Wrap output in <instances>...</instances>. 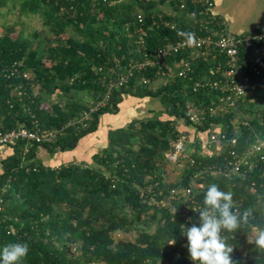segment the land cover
<instances>
[{
    "label": "trees",
    "instance_id": "1",
    "mask_svg": "<svg viewBox=\"0 0 264 264\" xmlns=\"http://www.w3.org/2000/svg\"><path fill=\"white\" fill-rule=\"evenodd\" d=\"M11 1L0 0V13L4 8L9 12ZM164 2L120 0L114 5H94L91 0H20L17 7L14 1L19 15L39 14L59 41L47 51L43 45L34 50L32 40L15 31L0 35V71L15 62L20 64L14 75L9 70L0 74V129L24 123L31 127L34 119L44 128H60L90 107L89 101L77 96L79 91L94 100L106 92L102 78L110 74L114 79L107 71L118 67L116 57L125 56L121 61L124 68L132 58L139 59L144 52L152 56L167 41L179 39L178 31L199 30L200 21L195 25L179 22L172 27L181 11L175 0H169L174 14L158 9ZM192 9L189 4L185 10ZM139 11L145 14L141 25L136 20ZM185 55L176 54L163 65L135 71L127 86L113 90L108 106L97 111L86 127H68L53 143L19 140L6 145L12 154L1 161L0 247L13 241L28 242L30 252L23 264H199L191 259L184 234L192 225H200L199 212L193 215L192 224L186 223L181 213L187 203L178 196L208 160L202 161L199 152L186 149L182 160L187 165L182 180L176 183L165 179L164 167L170 162L166 153L180 134L176 127L179 120L191 107L210 102L201 92H191L192 83L213 75L218 59L196 53L193 77H172L176 62ZM99 67L105 71H98ZM23 71L35 75L31 80H38L47 95L61 91L63 97L51 102L47 95L34 93ZM142 76L148 78L147 84L141 82ZM21 83L27 92L23 99L17 90ZM126 93L158 98L161 113L168 118L154 115L110 130L108 146L95 154L90 164L50 167L41 163L39 146L50 153L75 149L83 137L98 129L102 114L119 112ZM259 105V101H250L243 109L250 113ZM259 110L264 114V106ZM231 118L232 114L208 116L199 128L207 130L221 123L231 135ZM187 124H191L189 120ZM252 124L264 135L259 117H254ZM250 133L246 130L243 135ZM253 140L251 136L248 142L242 138L239 149L247 148ZM196 147L200 150L198 144ZM192 157L196 159L193 165ZM263 171L264 162H260L245 179L235 181L205 171L199 179L200 188L194 190L200 210L205 208V193L213 183L233 194V212L235 208L239 214L252 209L247 223L241 222L233 232H221L233 248L232 264H264V248L255 244L256 231L264 229ZM161 201L172 203L179 211ZM134 231L138 232L135 240L114 237ZM173 240L175 243H170ZM78 244L80 254L75 255L73 249Z\"/></svg>",
    "mask_w": 264,
    "mask_h": 264
},
{
    "label": "built area",
    "instance_id": "2",
    "mask_svg": "<svg viewBox=\"0 0 264 264\" xmlns=\"http://www.w3.org/2000/svg\"><path fill=\"white\" fill-rule=\"evenodd\" d=\"M74 1V0H70ZM94 5L108 4L114 5L120 0H91ZM181 10H185L188 5L194 7L192 15L200 21L199 30H194L198 43L189 47L184 37L176 40H169L158 49L152 56L144 52L141 58H132L123 68L121 61L125 56L116 57L118 67L112 66L107 72L115 75L114 79L110 74H104L102 81L107 90L99 99L88 100L90 107L79 115L70 118L60 128H44L37 119L32 121V126L24 124L11 129H0V146L15 145L19 140H26L28 143H53L66 133L68 127L84 128L94 114L100 109L108 106L114 89L127 86L133 78L135 71H142L148 67L163 65L166 59L176 54L185 53L181 61L176 62V69L170 75L172 77H193L195 71L192 60L196 53L202 56L212 55L218 59V63L213 67L211 76L195 79L192 83L191 92H201L203 96L210 99L208 104L193 106L177 123L176 127L180 134L174 142L172 149L166 155L170 163L174 165H187L182 157L187 149V143L192 144L190 152H199L203 160H208L203 169L194 176L186 189H180L178 199L185 201V207L181 215L186 223H193V215L200 211V205L193 198L196 188H200L199 179L203 177L205 171L224 177L229 181L238 178L245 179L248 174L259 167L260 162H264V135L260 134L252 124L254 117H259L261 125L264 124V114L259 109L264 106V28L251 32H233L226 20L218 16L214 11V0H175ZM64 10V7H61ZM136 20L141 25L145 22V14L139 11ZM178 25L173 21L172 27ZM140 39L143 41L142 36ZM15 62L9 68H4L0 74L9 70L10 74H15L19 67ZM20 65V64H19ZM98 71H105L103 67ZM24 79L29 80L31 88L39 83L38 80H31L35 75L23 71ZM192 79V78H191ZM141 82L148 83L146 76L141 77ZM18 96L23 99L26 92L24 84L17 87ZM248 99V100H247ZM247 100V102H246ZM250 101H261L258 107H252L250 113L244 111V107L249 106ZM251 105V104H250ZM232 114L231 123L233 134L229 135L221 123L214 124L213 127L203 130L199 128L208 116H222ZM31 116L35 117L31 114ZM190 121V125L187 124ZM246 130L251 133L244 136ZM250 136L254 138L251 144L243 149H239L243 138L248 142ZM196 144L200 147H196ZM196 159L191 158V164H195ZM202 162H200L201 164ZM59 167V166H58ZM264 178V171L262 172ZM264 185V180L263 183ZM190 202V204H188ZM3 199L0 198V204ZM163 206L170 205L174 212H178L177 206L166 201H161ZM235 212L239 210L235 208Z\"/></svg>",
    "mask_w": 264,
    "mask_h": 264
},
{
    "label": "crops",
    "instance_id": "3",
    "mask_svg": "<svg viewBox=\"0 0 264 264\" xmlns=\"http://www.w3.org/2000/svg\"><path fill=\"white\" fill-rule=\"evenodd\" d=\"M167 1L165 0L161 4L162 8L158 9H163V11L168 13H175L173 5L171 7ZM214 2V11L218 16L226 20L233 32H251L264 28V0H214ZM179 10L181 13L174 20L175 22H188V24L195 25L199 21L195 15H192L193 9L189 11ZM162 110L163 106L158 98H140L126 93L120 104L119 112L102 114L98 129L83 137L75 149L50 153L45 147L39 146L37 148V157L41 163L50 167L72 162L90 164L93 161V156L103 152L108 146L110 130L124 127L137 119L159 115ZM163 116L166 115L163 114ZM11 154L12 148L0 147V170L2 159Z\"/></svg>",
    "mask_w": 264,
    "mask_h": 264
},
{
    "label": "clouds",
    "instance_id": "4",
    "mask_svg": "<svg viewBox=\"0 0 264 264\" xmlns=\"http://www.w3.org/2000/svg\"><path fill=\"white\" fill-rule=\"evenodd\" d=\"M177 35L184 37L189 47L198 43L194 32L178 31ZM204 205L205 208L199 211L200 225L194 224L184 233L190 257L199 264H232L233 248L226 243L221 232H233L241 222L247 223L252 209H246L242 214L233 212V194L214 183L207 188ZM170 243L174 244L175 240ZM255 244L264 248V229L256 231ZM29 252L30 245L26 241L8 242L0 247V264H23Z\"/></svg>",
    "mask_w": 264,
    "mask_h": 264
},
{
    "label": "rangeland",
    "instance_id": "5",
    "mask_svg": "<svg viewBox=\"0 0 264 264\" xmlns=\"http://www.w3.org/2000/svg\"><path fill=\"white\" fill-rule=\"evenodd\" d=\"M16 2L17 7L20 4V0H13L9 4V12L8 9L4 8L2 9V13H0V35L4 33H9V31H15L16 33H19L24 38H30L32 40V48L38 49L41 45L45 48V51L48 50L49 46L56 45L57 37L49 33L47 26H45L43 19L39 14H29V15H19L17 13V7L16 5H13V2ZM168 4L170 3L169 0L167 1ZM166 2V3H167ZM171 7L172 4L170 3ZM158 8H162V5L158 4ZM163 10V9H162ZM172 10V8H171ZM7 11L6 14L4 12ZM168 13V12H166ZM172 13V12H171ZM168 13V14H171ZM174 14V13H172ZM5 25V26H4ZM59 41V39H58ZM46 54V53H45ZM34 93H41L43 95H47V92L44 91L42 84L38 83L33 87ZM81 99L88 101L90 99V95L85 91H79V94L77 95ZM63 97V92H57L53 95H47V98L49 101L54 102ZM85 97H88L85 99ZM264 99V95L261 96ZM261 104V101H259ZM162 116L161 118H166L167 116H163L162 113L159 114ZM168 118V117H167ZM193 145L190 143H187V150L192 147ZM181 165H174L172 163H166L164 169L166 171L165 179L168 182H180L183 177V163L180 162ZM153 230V229H152ZM138 236V232H131V233H116L114 235L116 240H135ZM80 247L81 244L76 245V247L73 249V252L75 255L80 254Z\"/></svg>",
    "mask_w": 264,
    "mask_h": 264
}]
</instances>
